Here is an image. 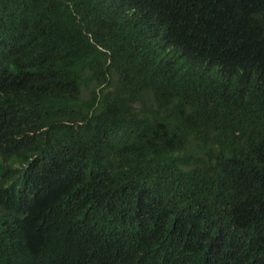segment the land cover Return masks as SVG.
I'll return each mask as SVG.
<instances>
[{
	"label": "trees",
	"instance_id": "16d2710c",
	"mask_svg": "<svg viewBox=\"0 0 264 264\" xmlns=\"http://www.w3.org/2000/svg\"><path fill=\"white\" fill-rule=\"evenodd\" d=\"M0 264H264V0H0Z\"/></svg>",
	"mask_w": 264,
	"mask_h": 264
}]
</instances>
